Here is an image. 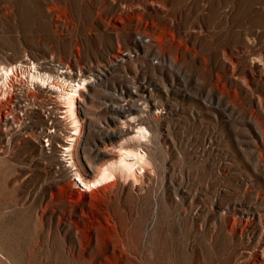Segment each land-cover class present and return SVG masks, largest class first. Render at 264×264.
Here are the masks:
<instances>
[{
  "label": "rangeland",
  "instance_id": "obj_1",
  "mask_svg": "<svg viewBox=\"0 0 264 264\" xmlns=\"http://www.w3.org/2000/svg\"><path fill=\"white\" fill-rule=\"evenodd\" d=\"M19 61L80 68L95 126L144 104L149 165L135 190L94 191L81 222L74 173L104 163L96 137L84 124L69 167L24 102L0 133V264H264V0H0V65Z\"/></svg>",
  "mask_w": 264,
  "mask_h": 264
},
{
  "label": "bare ground",
  "instance_id": "obj_2",
  "mask_svg": "<svg viewBox=\"0 0 264 264\" xmlns=\"http://www.w3.org/2000/svg\"><path fill=\"white\" fill-rule=\"evenodd\" d=\"M76 71L78 73L76 72L75 74L70 70L69 65L65 66L63 64H58L56 69H51V67L49 68L46 65L40 67L35 63L27 64L25 61H19L18 63L9 62L6 65H0V133L3 135L9 134L10 131L17 128L18 117H14L15 113L20 108L22 109L23 106H20L24 102H27L26 107L32 104L36 109L31 110L29 112L30 115L38 114V111H40L41 121L48 126V135L44 136L45 138H49L48 149L50 148L54 151V142H57L56 146L61 152L59 156L61 163L67 161L66 163H69V167H77L76 161L80 159L79 147L83 145L81 137L84 134V124L88 123L86 124L88 133L96 137L94 139L92 155H96L99 160H104V163L95 164L96 166L93 169L89 167L90 173H86V171L77 172L75 169L74 176L76 179L74 181H77L75 184L76 189L71 191V194H75L76 192L81 196L82 216H80L81 219L79 220L84 222L83 218L88 216L87 214H90L91 210L97 206V198L92 195L94 191L101 197V190L107 188V186H111V188L119 187L123 190L129 187V189L135 190L141 184L139 182L145 177L149 165L147 154L143 150L144 145H147L149 132L143 126V123L139 122V119L137 120L135 117L130 118L133 113L137 114L140 112L142 114L146 110V106H143L144 104L139 105L138 102L126 103L125 105L110 103L108 107H105V110L109 113V116L106 118V125L100 122L95 126V122H93L91 117L87 119L84 116L85 118L82 119L83 110L86 111L88 109L85 97L89 96L91 90L94 91L96 83L83 79L85 76L81 75L80 68ZM16 75H18L23 90L20 91L17 97L18 103L15 104L16 100H12L15 89L11 83ZM35 92H40L42 95L47 96L50 93H55L56 99L53 98L54 100H51L53 103L51 106L47 104L48 108L44 107L40 110L39 106H41L42 101L40 102L38 99L42 98V96H37ZM83 97L85 98L84 100H82ZM117 97L115 95L114 99ZM81 107L83 110H81ZM53 109L60 111L58 120L55 119L56 115L54 116ZM45 113L49 115H44ZM111 114L118 117L112 118ZM55 121L57 124L70 126L69 131L64 136H61L60 139H56L54 131L50 132ZM30 123L31 125H35L36 122L31 120ZM129 142H133L134 146H136H130ZM116 146L119 147L116 151L105 150L109 149V147L115 148ZM89 152L91 154V149ZM86 174H91V180L84 178ZM104 195L106 198L110 197L107 192ZM97 223L94 224L92 236H90L98 242L102 238L100 230L105 222L98 218Z\"/></svg>",
  "mask_w": 264,
  "mask_h": 264
},
{
  "label": "built area",
  "instance_id": "obj_3",
  "mask_svg": "<svg viewBox=\"0 0 264 264\" xmlns=\"http://www.w3.org/2000/svg\"><path fill=\"white\" fill-rule=\"evenodd\" d=\"M20 83L21 82L18 78V75H16V77H14V80L12 81L11 85L16 90L17 88L21 87ZM21 90H23V87H21Z\"/></svg>",
  "mask_w": 264,
  "mask_h": 264
}]
</instances>
